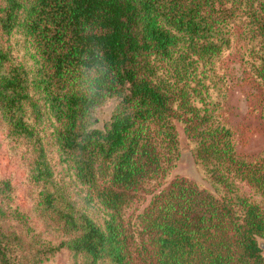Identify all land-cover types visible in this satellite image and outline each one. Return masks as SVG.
<instances>
[{"label": "trees", "instance_id": "obj_1", "mask_svg": "<svg viewBox=\"0 0 264 264\" xmlns=\"http://www.w3.org/2000/svg\"><path fill=\"white\" fill-rule=\"evenodd\" d=\"M239 22L264 119V0H0V131L25 173L21 197L0 177V264H264V151L216 116ZM84 52L122 106L80 143ZM178 125L209 187L172 176Z\"/></svg>", "mask_w": 264, "mask_h": 264}, {"label": "rangeland", "instance_id": "obj_2", "mask_svg": "<svg viewBox=\"0 0 264 264\" xmlns=\"http://www.w3.org/2000/svg\"><path fill=\"white\" fill-rule=\"evenodd\" d=\"M243 23H235L231 33L229 48L218 58L216 70L225 82L220 96L217 118L226 123L233 131L236 152L252 160L264 151V119L261 114L262 88L244 64ZM180 156L172 170V176H186L197 183L209 187L196 166L185 134L178 125ZM0 177L8 178L21 197L24 190L25 173L23 167L8 149V140L0 131ZM145 201L133 203L127 214L139 212ZM48 264H68L66 252H59Z\"/></svg>", "mask_w": 264, "mask_h": 264}, {"label": "clouds", "instance_id": "obj_3", "mask_svg": "<svg viewBox=\"0 0 264 264\" xmlns=\"http://www.w3.org/2000/svg\"><path fill=\"white\" fill-rule=\"evenodd\" d=\"M99 48L98 45H93ZM88 65L80 64L73 79L81 101L79 115V140L84 143L93 133L107 135L110 125L121 113L122 97L112 89L114 67L105 59L103 52L83 53Z\"/></svg>", "mask_w": 264, "mask_h": 264}, {"label": "water", "instance_id": "obj_4", "mask_svg": "<svg viewBox=\"0 0 264 264\" xmlns=\"http://www.w3.org/2000/svg\"><path fill=\"white\" fill-rule=\"evenodd\" d=\"M260 247L264 249V241H260Z\"/></svg>", "mask_w": 264, "mask_h": 264}]
</instances>
